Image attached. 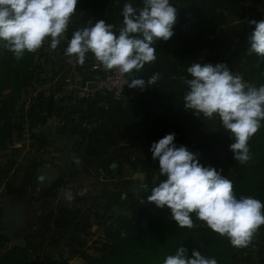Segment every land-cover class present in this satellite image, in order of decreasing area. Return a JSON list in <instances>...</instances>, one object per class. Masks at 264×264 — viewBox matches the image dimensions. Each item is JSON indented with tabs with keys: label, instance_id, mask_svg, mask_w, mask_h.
<instances>
[{
	"label": "clouds",
	"instance_id": "9594fccd",
	"mask_svg": "<svg viewBox=\"0 0 264 264\" xmlns=\"http://www.w3.org/2000/svg\"><path fill=\"white\" fill-rule=\"evenodd\" d=\"M78 0H0V42L20 60L25 52L39 50L46 38L55 50L66 38L69 22L76 12ZM177 8L170 0H142V7L125 3L122 9V25L107 24L103 19L73 32L64 55L68 63L72 58L83 65L86 54L91 52L107 70L115 69L119 75H132L148 63L156 61L158 41H168L173 35L177 20ZM254 31L248 37L249 53L264 62V20L248 21ZM118 33V34H117ZM191 79L181 77L187 85L184 108L200 117L211 120L218 117L222 127L234 140L230 150L241 164L250 160L249 139L264 121V84L255 86L244 81L224 63H192L187 68ZM160 79L154 73L147 80L133 78L129 88L141 90L154 85ZM175 134H166L151 145L153 160L159 161V172L166 179L151 189L145 200L163 209L171 210L172 219L180 228L191 229L195 225L191 214L204 222L213 232L227 237L233 247H247L257 230L264 225V203L252 196L237 198L233 183L214 167L203 166L198 154L174 143ZM74 162L81 164L79 157ZM45 180L44 175L37 177ZM146 189L147 185L142 184ZM81 195L84 193L81 192ZM65 199L71 203L74 196L65 191ZM123 235V233H122ZM164 264H217L216 259L206 258L193 249L179 247L175 255H169Z\"/></svg>",
	"mask_w": 264,
	"mask_h": 264
},
{
	"label": "rangeland",
	"instance_id": "374dc122",
	"mask_svg": "<svg viewBox=\"0 0 264 264\" xmlns=\"http://www.w3.org/2000/svg\"><path fill=\"white\" fill-rule=\"evenodd\" d=\"M200 12V10L197 11L198 14ZM202 12L208 16L204 19L206 32L209 34L208 50L202 53L188 52L184 48L187 38L180 36L182 33L178 31L174 32L172 36V77L167 79L170 81V87L172 86L171 90L167 91L171 100L166 99L164 102L150 100L147 103L150 113L146 118L148 123H145L142 132L134 136L135 145L131 143L126 147L120 139L111 142L113 145L111 147L107 144L103 152H109L111 157L105 165L83 166L81 164L77 167L71 163H64L60 165L59 173H54L50 168L46 170L41 164L32 169L30 166L32 161L40 162L38 158L41 152V138L37 134L40 133L41 128L37 126L34 131L36 133L32 135L29 120H24L20 112H16L14 121L22 122L24 130L21 137L17 138L8 150L1 153V159L7 164L13 181L16 184H25L28 191L25 197H19L6 194L0 186V206L4 207L8 201L21 200L26 204V214L23 225L18 227L13 234H8L3 223L0 222V243L2 244L0 254L6 247L24 245L27 234L43 229L53 232V235L49 236L50 242L47 240L44 243L45 249L52 256H59L62 242H65L71 234L81 236V238L85 237L87 239L84 245L85 250L98 254L99 246L104 239L102 222L111 220L105 216L106 191L110 188L120 190L122 196L128 198L124 206L114 205L107 214L117 216L120 213L129 212L126 208L132 198L154 186L162 176L159 172V161L158 159L153 160L150 148L154 142H158L166 134L174 133L176 146L183 145L189 151L198 154L199 162L205 163L207 167L220 161L222 156L230 150L229 146L234 140L231 138V133L222 127L218 117L211 120L202 114L198 117L193 111L184 108L183 99L172 100V89L189 90L181 77L191 79L187 73V68L191 64H186V71L179 73L175 63L178 64L179 60L183 63L188 60V63H196V61L213 65L224 63L233 74L242 76L238 66L244 54L249 53L250 47L247 39L255 28L248 21L264 20V0H206ZM177 13L178 17L182 16L183 10H177ZM185 25L184 21L176 20L173 30L185 29ZM199 25L200 22L192 21L187 24V27L198 28ZM37 86L34 84L33 88H29L30 93L25 94L18 106L28 108L31 94L34 97L40 96L41 89L38 88L42 84ZM53 102L55 103V99ZM144 110L147 111L146 108ZM172 113L183 115V117H172ZM15 168H17L16 172ZM40 175L45 176L43 182L37 180ZM142 184H146L147 188H142ZM67 190H70L74 196L71 203L65 199ZM81 192L84 194L81 195ZM76 209H78L77 213L71 212ZM2 211L3 209H0V215ZM48 212H53L49 215L51 221L44 216ZM83 215L85 216L83 221L85 228L76 225ZM59 218L67 221L57 222ZM56 235L58 238L54 239ZM251 243L254 244L253 257H250L252 264H264V225L259 227ZM63 252L65 256L69 254L66 249ZM84 263L85 259L81 255H74L69 259V264Z\"/></svg>",
	"mask_w": 264,
	"mask_h": 264
},
{
	"label": "trees",
	"instance_id": "16d2710c",
	"mask_svg": "<svg viewBox=\"0 0 264 264\" xmlns=\"http://www.w3.org/2000/svg\"><path fill=\"white\" fill-rule=\"evenodd\" d=\"M84 1L78 0L75 16L81 12ZM46 40L39 50L34 53L25 52L20 60H16L14 54L5 49L0 42V186L8 195L25 197L28 191L25 184H16L13 181L7 164L1 159V153L8 150L15 140L21 137L24 130L22 122L14 121L16 112L19 111L24 120L28 119L31 127L44 123L55 109L53 94L47 96L42 91L39 92L40 96L34 97L31 94L28 108L18 106L25 94L30 93L29 88H33L34 84L39 82L41 73L45 69V62L51 59V55L44 47ZM248 46L250 47V43ZM238 67L246 82L257 87L264 84V62H261L256 54H244ZM128 77L143 78L135 71ZM131 89L127 87L125 93ZM105 98L116 100L110 94ZM261 122L262 126L258 132L248 141L251 158L247 163L241 164L236 161L234 153L229 150L220 161L210 166L232 181L237 198L252 196L262 202L264 200V121ZM39 164L40 162L35 160L30 166L35 169ZM201 164L207 167L205 163ZM16 170L17 168L15 172ZM150 178L151 176L149 180ZM164 179L166 177L161 176L154 186L133 197L126 208L129 212L117 216L107 213L114 205L124 206L128 198L123 197L120 190L110 188L106 191L105 216L111 220L102 222L104 239L101 241L98 254L85 250L84 245L87 241L85 237L71 234L65 242H62L59 256H52L45 249L44 243L47 240L50 242L49 236L53 235V232L43 229L27 234L26 243L22 246L6 247L0 254V264H69V259L74 255L83 256L84 264H164V260L169 255H175L181 246L187 249L189 257L195 249L206 258L216 259L217 264H252L250 257H253L254 244L250 243L242 248L233 247L227 237L213 232L204 222L197 219L195 213L191 214L195 226L191 229H182L172 219L171 210L167 206L160 209L154 203H148L140 207L147 202L145 200L144 203H140L151 194V189ZM0 209L3 207L0 206ZM71 212L77 213L78 209ZM50 214L53 212L44 215L48 221H51ZM84 218V215L81 216L76 225L85 228ZM65 221L67 220L64 218L57 220V222ZM57 238V235L54 236V239ZM64 249L69 252L67 256L64 255Z\"/></svg>",
	"mask_w": 264,
	"mask_h": 264
},
{
	"label": "crops",
	"instance_id": "0c3cea01",
	"mask_svg": "<svg viewBox=\"0 0 264 264\" xmlns=\"http://www.w3.org/2000/svg\"><path fill=\"white\" fill-rule=\"evenodd\" d=\"M205 2L206 0L170 1L177 10H183V15L177 16V20L178 22L184 21L186 27L184 26L185 29L178 28L173 32L178 31L182 33L180 36L187 38L184 48L190 53H202L208 50L209 34L206 32L204 21L208 16L202 12ZM125 3H131L133 7H142V0H85L81 12L72 16L65 34L66 38L61 41L57 49H51V38L46 40L44 47L51 55V59L45 62L41 80L36 83V86L42 84L38 88L41 89L40 91L46 95L53 94L55 109L44 123L30 127L32 135L36 133L34 131L37 126L41 128L40 133L37 134L41 138V152L38 160L46 170L50 168L54 173H59L60 165L64 163H71L77 167L81 164L83 166L105 165L111 157L109 152H103L107 144L111 147L113 146L111 142L120 139L126 147L131 143L135 145L134 136L142 132L145 123H148L146 118L150 113L147 103L150 100L153 102L171 100L167 91L171 90L172 86L170 87V81L167 79L172 77V37L166 42L161 40L154 44L156 61L145 64L144 68L137 72L145 80L154 73H159L160 79L154 85L143 90L132 88L116 100L105 97L92 100L80 98L76 87H68L70 77L75 84L81 83L91 71V65L96 60L89 52L82 66L75 62V58H72V63H68L69 58L64 55V52L73 32L90 26V21L94 24L100 19L107 24L115 25L118 29L122 25V9ZM198 10L201 11L200 14L197 13ZM192 21L200 22L198 28L187 27V24ZM188 61L186 63L182 60L177 61L178 64L175 63L177 72L184 73L186 64H192ZM186 92L183 88L172 89V100L180 101ZM145 108L147 111L144 110ZM173 116L183 117V115L172 113ZM74 156L79 157L80 165L74 162Z\"/></svg>",
	"mask_w": 264,
	"mask_h": 264
},
{
	"label": "built area",
	"instance_id": "2783aa9c",
	"mask_svg": "<svg viewBox=\"0 0 264 264\" xmlns=\"http://www.w3.org/2000/svg\"><path fill=\"white\" fill-rule=\"evenodd\" d=\"M130 81L131 78L127 74L121 76L115 69L107 70L95 60L87 77L77 84L70 77L68 87H76L79 97L84 99L92 100L97 97H105L108 94L115 99H119L124 95L128 87L127 83ZM92 83H95V85H92Z\"/></svg>",
	"mask_w": 264,
	"mask_h": 264
},
{
	"label": "water",
	"instance_id": "95a60500",
	"mask_svg": "<svg viewBox=\"0 0 264 264\" xmlns=\"http://www.w3.org/2000/svg\"><path fill=\"white\" fill-rule=\"evenodd\" d=\"M92 85H95V83H92ZM148 203L150 202H146L140 207L146 206ZM25 208L26 204L21 200L8 201L3 207L0 221L8 234H13L18 227L23 225L26 214Z\"/></svg>",
	"mask_w": 264,
	"mask_h": 264
},
{
	"label": "flooded vegetation",
	"instance_id": "af4514ba",
	"mask_svg": "<svg viewBox=\"0 0 264 264\" xmlns=\"http://www.w3.org/2000/svg\"><path fill=\"white\" fill-rule=\"evenodd\" d=\"M1 222V221H0Z\"/></svg>",
	"mask_w": 264,
	"mask_h": 264
}]
</instances>
